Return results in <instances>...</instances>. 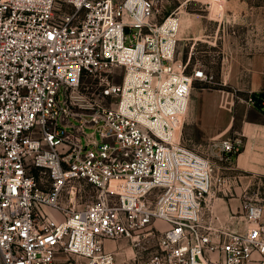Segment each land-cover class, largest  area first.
I'll use <instances>...</instances> for the list:
<instances>
[{
  "label": "built area",
  "instance_id": "obj_1",
  "mask_svg": "<svg viewBox=\"0 0 264 264\" xmlns=\"http://www.w3.org/2000/svg\"><path fill=\"white\" fill-rule=\"evenodd\" d=\"M160 14L153 0H0V264H118L105 239L154 237L132 264L264 260L262 205L243 196L242 230L204 216L218 179L181 129L212 77L184 71L179 16ZM213 140L220 159L239 152Z\"/></svg>",
  "mask_w": 264,
  "mask_h": 264
},
{
  "label": "rangeland",
  "instance_id": "obj_2",
  "mask_svg": "<svg viewBox=\"0 0 264 264\" xmlns=\"http://www.w3.org/2000/svg\"><path fill=\"white\" fill-rule=\"evenodd\" d=\"M153 1L161 12L160 16L171 11L179 16L176 60L186 64L184 71L190 73L194 67L200 66L212 77L209 83H194L183 118L181 138L190 147L197 149L199 146L197 150L209 154L213 162L214 175L218 179L215 187L219 190L209 204L214 215L213 224H227L228 219L222 215L226 211L222 208L227 207V203L229 205L227 198L232 197L231 193L244 189L245 196L262 205L264 210V135H245L247 132L243 130L251 122L264 124V113L252 110L245 101L249 93L237 89L240 82L250 80L254 74L256 64L252 66L250 60L264 53V0ZM113 81L119 82L120 74H116ZM91 86V80L84 78L80 91L91 92ZM112 101L114 98H107L106 104L110 105ZM221 123L223 129L230 125L215 140H240L239 152L229 160L220 159L215 150H211L214 135L210 138L203 136L208 129ZM220 196L226 200L218 198ZM243 201V195L230 201L233 216L228 217L230 228L242 230L245 226ZM113 243V248L117 246L113 250L118 264H132L156 248L155 237L149 244L141 243V246H134L126 239ZM213 256L217 264H224L220 252ZM245 264H264V260L254 253Z\"/></svg>",
  "mask_w": 264,
  "mask_h": 264
},
{
  "label": "crops",
  "instance_id": "obj_3",
  "mask_svg": "<svg viewBox=\"0 0 264 264\" xmlns=\"http://www.w3.org/2000/svg\"><path fill=\"white\" fill-rule=\"evenodd\" d=\"M250 63L252 64V66L254 64H256V66L254 67L255 68L254 74H252L250 80L247 79L246 82H240L238 84V86H237V89L246 91L249 94L251 92H259V91L264 92V53H261L258 56V58H256V59H251ZM247 105L249 107H251L252 110H255V111L260 113V111L255 109L253 105H249V104H247ZM217 110H221V109L217 108ZM221 111H224V110H221ZM222 124L223 123L218 124V125H216L215 127L211 128V129H208V131H206L203 136L205 138H210V137H212L214 135L212 138H219L221 136V134L223 132H225V130H227L229 128V125H230V124H228L225 127V129H223V125ZM243 130L247 132L245 135H250V136H254L255 134L264 135V124H260V123H257V122H251V123H249L248 126H246V127L244 126ZM194 147H196V146H194ZM197 149H199V146H198ZM245 163H246V161H245ZM217 191H219L218 188L217 187H213L212 190L209 192V194L206 196V200H205L204 216L206 218H208V219H211L212 221H213L212 216H214V215H213L212 211L209 209V207H210L209 204H210L211 198L216 195ZM244 191H245V189L242 192L231 193L232 197L231 198H227L228 201H229V205L231 204V202H230L231 199H235L237 196H241V195L244 196L245 195ZM223 195H226V193H224ZM218 198L226 200V198L224 196H220ZM229 205L227 203V207L222 208L224 210L221 209L222 211H226V213H224L222 215H224L223 216L224 219L226 218V219H228V221H229L230 217L231 218L233 217L231 212H230ZM228 221H227V224L226 223H220V224H222V226H220L218 224H213V225L215 227L230 228L231 225H230V223ZM103 243H104L105 249L109 250V251H114L113 249H115L117 247L115 245V248H113L114 243H113L112 240H109V239H105L103 241ZM119 247H122V245L120 244ZM58 264H76V262H74L72 259H67L64 255L60 254V255H58Z\"/></svg>",
  "mask_w": 264,
  "mask_h": 264
},
{
  "label": "trees",
  "instance_id": "obj_4",
  "mask_svg": "<svg viewBox=\"0 0 264 264\" xmlns=\"http://www.w3.org/2000/svg\"><path fill=\"white\" fill-rule=\"evenodd\" d=\"M249 96L253 100V106L255 109L259 110L260 112L264 113V92H251Z\"/></svg>",
  "mask_w": 264,
  "mask_h": 264
}]
</instances>
